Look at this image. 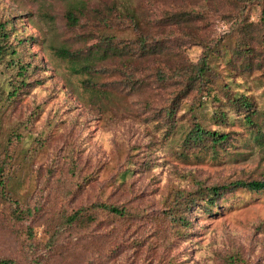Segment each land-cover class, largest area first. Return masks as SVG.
<instances>
[{
  "label": "trees",
  "instance_id": "obj_1",
  "mask_svg": "<svg viewBox=\"0 0 264 264\" xmlns=\"http://www.w3.org/2000/svg\"><path fill=\"white\" fill-rule=\"evenodd\" d=\"M54 1L60 2L55 13L61 44L52 49L84 76L82 85L92 95L90 103L106 111L117 105V97L124 98V110L133 109L131 114L137 116L147 113L148 119L166 129V136L178 133L182 155L207 151L217 156L228 150L237 141L235 130L229 128L236 124L251 139L264 141V110L249 93L264 79V0ZM257 4L259 20L253 22L250 13ZM217 14L230 22V29L213 37L209 28ZM21 34L13 17H0V66L12 69L5 80L8 86L0 83V98L13 103L37 84L31 73L40 67L25 59L33 54L30 45L37 37ZM185 43L202 46L198 61L187 58ZM207 101L212 103L208 112L204 111ZM10 143L0 141V233L15 237L20 254L17 258L0 253V264H64L75 244L84 251L80 264H108L124 245L136 246L146 237L139 234L140 224L132 232H124L123 224L158 215L129 200H78L90 183L86 176L66 179L60 202L49 213L41 204L15 198L13 184L20 162ZM74 161L69 171L77 165ZM133 171L126 168L118 173L125 180ZM239 188L264 191V179L199 182L191 190L177 188L166 197L159 219L172 234L161 244V256L189 238L199 213H216ZM40 224L45 226L44 239L37 236Z\"/></svg>",
  "mask_w": 264,
  "mask_h": 264
},
{
  "label": "rangeland",
  "instance_id": "obj_2",
  "mask_svg": "<svg viewBox=\"0 0 264 264\" xmlns=\"http://www.w3.org/2000/svg\"><path fill=\"white\" fill-rule=\"evenodd\" d=\"M55 3L0 0V17H13L23 37H37L38 41L30 45L33 54L25 59L40 65L31 73V80H38L37 84L14 103L0 98V141L3 145L12 142L20 162L13 184L15 198L41 204L49 213L60 202L66 179L77 174L90 182L78 200H129L133 206L157 214L149 221L135 219L134 223L129 219L123 224L124 232H132L140 224L139 234L146 237L136 246L124 245L120 255L108 264H264V191L239 188L216 213H199L189 238L176 242L166 256H161V244L172 230L165 231L164 221L159 219L163 200L177 188L191 190L199 182L211 185L264 179V141L251 139L236 124L229 128L235 130L237 141L228 150L217 156L207 151L182 155L178 133L166 136V129L148 119L147 113L137 116L131 114L133 109L130 113L124 110V98L117 97V105L106 111L93 105L91 93L82 85L84 76L75 73L71 63L52 49L61 44L60 19L55 13L60 2ZM260 11V5L253 6V22L259 20ZM229 26L230 22L217 14L211 20L210 34L222 36ZM183 50L196 62L203 48L185 43ZM11 74L12 69L0 66V83L8 86L5 80ZM259 81L263 83L249 93L264 110V79ZM211 109L212 103L207 101L204 111ZM210 126L218 128L217 124ZM72 160L77 165L69 171ZM126 168L134 171L123 180L118 171ZM44 227H36L37 236L43 239ZM16 243L12 234L0 233V253L18 258ZM83 256L84 251L75 244L64 264H80Z\"/></svg>",
  "mask_w": 264,
  "mask_h": 264
}]
</instances>
